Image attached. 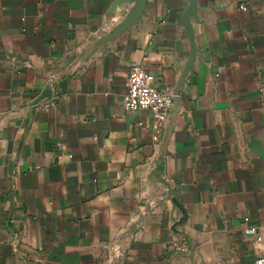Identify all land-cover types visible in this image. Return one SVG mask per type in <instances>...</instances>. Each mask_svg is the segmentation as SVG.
Listing matches in <instances>:
<instances>
[{"label":"crops","instance_id":"1","mask_svg":"<svg viewBox=\"0 0 264 264\" xmlns=\"http://www.w3.org/2000/svg\"><path fill=\"white\" fill-rule=\"evenodd\" d=\"M188 5L146 0L97 45L129 0H0V264L264 255V0H197L183 76ZM131 65L172 95L183 77L156 139L122 108Z\"/></svg>","mask_w":264,"mask_h":264},{"label":"built area","instance_id":"2","mask_svg":"<svg viewBox=\"0 0 264 264\" xmlns=\"http://www.w3.org/2000/svg\"><path fill=\"white\" fill-rule=\"evenodd\" d=\"M240 10L246 11V8L242 6ZM153 81L152 75L145 72L140 66L131 65L126 77L122 108L126 113H134L139 110L150 112L154 125L153 135L156 139L161 124L171 111L174 95L158 90ZM245 234L255 236L257 245L261 243V238L256 235L254 228H247ZM173 247L178 251H184L185 243L174 244ZM253 264H264V255H259Z\"/></svg>","mask_w":264,"mask_h":264},{"label":"water","instance_id":"3","mask_svg":"<svg viewBox=\"0 0 264 264\" xmlns=\"http://www.w3.org/2000/svg\"><path fill=\"white\" fill-rule=\"evenodd\" d=\"M146 0H129L130 4H133L131 11L128 13L126 18L120 22L117 27L113 30V32L108 35L105 38H102L98 41L97 45L103 44L117 36H119L121 33L132 27L136 22L140 19L141 14L143 12L144 6H145ZM188 7L185 10L183 14H181L180 19H181V25L185 31L186 37L190 40L191 45H192V54L190 61L187 65L186 70L183 73V76L186 74V72L189 70L192 61H193V53L195 52V49L193 47L192 39H193V31L192 27L190 25L189 19L190 17H194L196 19V12H197V0H188ZM183 80V77L181 78V81ZM181 81L178 82L177 87L174 91V100L178 95L179 91V86L181 85ZM173 100V103H174Z\"/></svg>","mask_w":264,"mask_h":264}]
</instances>
